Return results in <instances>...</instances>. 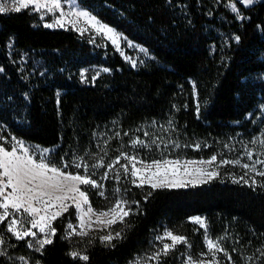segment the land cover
Returning <instances> with one entry per match:
<instances>
[{
    "label": "trees",
    "instance_id": "trees-1",
    "mask_svg": "<svg viewBox=\"0 0 264 264\" xmlns=\"http://www.w3.org/2000/svg\"><path fill=\"white\" fill-rule=\"evenodd\" d=\"M77 2L143 45L148 55L133 66L108 41L72 29L46 28L31 9L0 14L4 137L54 146L49 159L59 166L61 158L71 161L103 147L105 163L120 151L144 159L159 157L155 147L132 149L130 139L135 136L145 141L160 136L188 145L179 149L161 145L170 155L209 157L264 133V0L241 9L249 17L244 21L224 7L226 0ZM90 65L102 69L81 79L80 69ZM143 131L152 135L145 137ZM231 169L236 170L222 167L208 183L176 189L138 188L123 176L117 184L110 176L105 192L111 200L119 187L123 198L133 202V214L113 225L120 238L111 245L94 235L91 240L65 239L68 212L53 222L52 243L36 252L0 225L7 251L0 264H11L13 255L27 257L31 264H127L148 251L164 229L185 235L194 249H202L204 231L189 219L196 214L204 216L211 237H225L221 246L243 264L242 256L259 257L256 249L264 247V188L259 183L254 188L233 183ZM88 194L99 207L95 190L88 189ZM183 249L170 251L160 264H175L176 252ZM71 251L86 254L89 260L73 259ZM262 262L264 257H259L251 264Z\"/></svg>",
    "mask_w": 264,
    "mask_h": 264
},
{
    "label": "snow or ice",
    "instance_id": "snow-or-ice-1",
    "mask_svg": "<svg viewBox=\"0 0 264 264\" xmlns=\"http://www.w3.org/2000/svg\"><path fill=\"white\" fill-rule=\"evenodd\" d=\"M255 3L256 0H226L224 7L235 14V19L244 21L249 17L245 16L241 9L248 10ZM29 6H32L31 11L40 15L41 20L51 14L52 22L43 24L46 28L65 27L66 24H70L83 35L85 31H89L88 28L79 26L80 19L84 18L86 24L91 25L96 32L107 34L112 44L119 49L122 37L112 28L102 24L89 11L79 9L76 5L65 12L61 0H0V14L18 13L22 9H29ZM239 39V36L235 37L237 42ZM140 51L148 55L146 49L141 48ZM132 63L135 66V61ZM86 71L81 73L82 77ZM171 124L172 122L169 121L170 126ZM120 135L116 132L115 138H119ZM124 135L128 133L125 132ZM143 135L149 137L152 134L143 131ZM0 141H2L0 142V225H3L4 231L10 233L17 241L25 240L27 247L35 249L36 252H42L45 245L52 243L51 237L56 234L53 222L68 213L70 209L75 210L74 214L78 223L76 225L71 222L67 224L65 239L78 236L81 239L87 237L91 240L92 233L104 232L105 229H111V226L118 222L123 224L125 217L133 214L131 206L133 202L123 198L119 187L114 189L116 199L110 202L106 210H96L92 207L85 188L96 189L100 197H105L103 181H107L110 174L111 179L117 184L123 176L125 180L138 188H144L147 185L152 190L176 189L208 183L220 175L221 167L236 165L245 171L238 179L234 178L233 183L243 182L253 188L259 183V186L264 188V180L257 181V177L264 178V133L249 143H242L243 156L231 160L223 158V154H220L219 161L216 154L208 159L198 160L182 159L179 156L170 158V154L162 150L161 145L163 149H168L169 146L179 149L188 147V145H181L174 140L165 141L160 136H155L148 141L135 136L130 139L132 149L151 150L155 147L159 151V158L144 159L138 154L120 151L115 158L105 163L107 149L103 147L97 153L86 152L82 156H75L71 161L61 158L59 166L49 159L50 149L36 147L33 150L16 137L6 140L3 135H0ZM107 142V140L104 141L105 145ZM5 143L10 145V150L5 147ZM250 144L259 146V151H254ZM194 147L199 150L201 146L196 144ZM225 147L228 148L229 145ZM244 157H247L248 162H242ZM89 160L92 161L91 164ZM121 160L124 163H121ZM99 169H104L103 173L99 179H93L92 177L97 175ZM82 186L85 187L82 188ZM149 195H151L150 192ZM134 203L139 205V201ZM190 219L205 229L204 240L207 250L200 253L196 259L191 254H185L184 264H220L217 258L218 253H223L227 264H234L231 254L221 246V241L225 237H219L216 240L209 238L204 220L201 217ZM33 229H38V231H33ZM29 237L31 239H27ZM118 238H120V232L113 235L110 230L99 237L101 243L107 245H111V241ZM156 239L161 247L138 260L136 264H151L153 261L160 264L161 257L175 250L178 244H184L187 248L191 247L186 237L175 235L167 230ZM166 240H170L171 243L165 242ZM4 244L3 235H0V256L7 255ZM236 251L237 249L234 248L233 252ZM256 251L259 257H264V247ZM68 255L85 262L89 260L88 255L80 251H71ZM259 257L246 256L242 258V261L243 264H248L249 261H254ZM18 259L28 264L24 257Z\"/></svg>",
    "mask_w": 264,
    "mask_h": 264
},
{
    "label": "rangeland",
    "instance_id": "rangeland-1",
    "mask_svg": "<svg viewBox=\"0 0 264 264\" xmlns=\"http://www.w3.org/2000/svg\"><path fill=\"white\" fill-rule=\"evenodd\" d=\"M257 1V0H256ZM62 2V7H63V10L65 12L69 11L73 5H76L77 8L79 9H83V10H86L88 11L86 8H84L83 6H81L77 0H61ZM32 6H29V9H31ZM91 13V12H90ZM92 14V13H91ZM39 19H40V15L37 13ZM93 15V14H92ZM57 16H59V12H57ZM95 16V15H93ZM96 17V16H95ZM98 21H100L102 24L104 25H107L108 27L112 28L114 30L115 33L119 34L120 37H122V39L120 40V44H119V49H117V47L115 45L112 44V41L111 39H109L108 35L107 34H104V33H98L96 32L95 29H93L91 27V25L89 24H86L85 22V19L84 18H81L80 21H79V26L80 27H86L89 29V31H85L83 35L80 34V32L76 31L75 28H73L70 24H66L65 27H53V28H63V29H72V30H75L76 32H78L81 36H84V37H88V38H92V39H100L101 41H108L110 44L113 45V47L117 50V52L125 59L127 60L128 62L132 63V61H137L138 59L142 58L143 56H147L145 55L144 52H141L140 49L141 48H144L146 49L143 45H141L140 43H137L131 39H129L128 37H126L123 33H121L120 31H118L117 29H115L114 27L106 24L105 22H103L102 20H100L98 17H96ZM41 20V19H40ZM53 20V17L51 16V14H49L48 16H46L44 18V20H41V22L44 24L46 22H52ZM131 45V46H129ZM147 50V49H146ZM102 69L101 66L99 65H90V66H87V67H82L80 69V74L82 72H84V70H87L85 72V75L82 77V75H80L81 79H86L87 77L89 76H93V75H96L99 73V71ZM2 135V134H0ZM261 135L257 136V137H260ZM11 137H14V136H10V137H5L6 140H10ZM17 138V137H16ZM18 140H22L26 146L30 147L31 149L35 150L36 147H39L40 149H50L51 152L54 150V146H42V145H39V144H36V143H33V142H29V141H25L23 139H20V138H17ZM253 140V139H252ZM251 140V141H252ZM2 142V141H0ZM250 141H239L238 144H236V146H234L231 150H226L225 152H221L219 153V155H217L218 157V161L221 159V155L220 154H223V156H228L226 159H236L238 157H241L243 156V149L241 147L242 143H249ZM5 147H8L9 150H10V145L5 143ZM250 147L254 150V151H259V146L257 145H251L250 144ZM50 152V154H51ZM129 152V151H127ZM131 153V152H129ZM50 154H49V158H50ZM131 154H134V153H131ZM137 154V153H135ZM179 156L180 158L182 159H208L209 157H188L184 154L181 153V155H170V158H175ZM143 158V157H141ZM154 158H159V157H154ZM154 158H150V159H154ZM255 158V157H254ZM149 159V158H148ZM242 162H248L247 161V157H244L243 158V161ZM121 163H124L123 160H121ZM139 166V165H138ZM233 167H235L236 170H229V175L234 177V178H239L240 176H242L244 174V169H242L240 166H236V165H231ZM222 168V167H221ZM221 168L219 169V171L221 170ZM101 171L98 170L97 172V175L93 176L92 178L93 179H99L100 175H101ZM111 176V174H110ZM258 178V177H257ZM104 183V191L105 190V181H103ZM85 186H82V188H84ZM85 190H87L88 192V188H85ZM96 194H97V190L94 189ZM98 195V194H97ZM88 197H89V194H88ZM106 197V198H105ZM105 197H100L99 196V207H96L94 206L92 203V207L96 210H101V209H104L106 210L109 206H110V202H113L115 199H116V196L113 200H111V196H109L106 192H105ZM90 200V198H89ZM91 202V201H90ZM75 210L74 209H70L69 210V214H68V220L65 224V230H66V226L69 222H71L73 225H76L78 223L76 217H75ZM192 217H201L205 224L207 225L206 223V220L204 218V216L202 215H192L189 217L192 218ZM191 220V219H190ZM192 221V220H191ZM27 226V225H25ZM200 226V225H199ZM54 227V226H53ZM201 227V226H200ZM203 231H204V237H205V229L202 228ZM111 231L113 233V235L115 234L114 233V228H113V225L111 226V229H105L104 232H95V233H92V235L94 236H98L100 237L101 235H104V234H107L108 231ZM171 231L170 229H164L163 231H161L159 234H157L155 237H154V240L152 242V247L148 250V251H145V252H142L136 256H134V258L130 259V261L127 263V264H136V262L140 259H142L143 257L147 256V255H150L152 252H154L155 250H157L158 248L161 247V244L160 242L156 239L157 236H162L164 234L165 231ZM33 231H38V229H33ZM173 232V234L175 235H181V236H184L186 237L185 235L183 234H180V233H176L174 231H171ZM42 235V234H41ZM207 235L209 236V238H212L213 240H216L217 238H213L209 235L208 233V230H207ZM72 237H76V236H72ZM204 237H203V241H204V248L202 249H194V247L188 242V244L191 245L190 248H187L184 244H178L175 248V250H180L181 249V246H184V249L180 252H176V258H175V261L176 263L175 264H184V260H185V254H191L193 256L194 259H196L200 253L202 252H205L207 249H206V244H205V240H204ZM52 238V237H51ZM27 239H31V237L27 238ZM165 242H168V243H171L170 240H166ZM35 250V249H34ZM171 252H174L173 250ZM20 257H24V256H20V255H13L10 257L11 259V264H24V261H21L19 260L18 258ZM165 256H162L161 259H163ZM244 257H246V255H244ZM27 261H28V264H31L30 263V260L27 258V257H24ZM217 258L220 260V264H227V261H226V258L223 256V253H218L217 254ZM243 258V256H242ZM233 260V258H232ZM234 261V264H239L238 262H236L235 260ZM252 261H249L248 264H251ZM151 264H156L155 261L151 262Z\"/></svg>",
    "mask_w": 264,
    "mask_h": 264
}]
</instances>
